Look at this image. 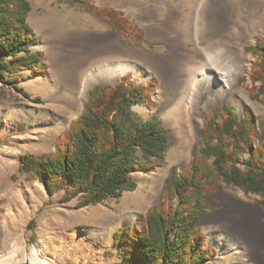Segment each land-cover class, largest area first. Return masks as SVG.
Wrapping results in <instances>:
<instances>
[{"label":"rangeland","instance_id":"374dc122","mask_svg":"<svg viewBox=\"0 0 264 264\" xmlns=\"http://www.w3.org/2000/svg\"><path fill=\"white\" fill-rule=\"evenodd\" d=\"M28 1L31 7L28 22L38 41L32 50L41 52L46 72L34 77H31L30 70L19 73V86L29 97L0 81V264H13L23 256L32 254V251L35 256L47 257L52 264H126L123 255L113 246V232L120 226L135 223L136 218L144 216L150 208H173L176 205L174 198L165 200L162 197L165 182L174 172H186L193 159L199 157L205 119L217 112L221 115L223 105L232 106L235 114L240 116L244 115V110H248L254 118H264V101L261 96H256L249 78L257 57L247 49L255 44L258 36L264 37V30H256L250 36L243 33L242 41L240 38L235 40L237 44L243 42L249 58L243 71L238 73L240 90L235 91L233 101H225L211 110L202 111L200 146L193 157L188 159L185 144L173 147L174 127L168 125L159 113L163 100L159 92L164 83L141 68H137L140 71L139 78L128 71L112 82L91 83L85 90V98L73 114L62 113L57 107L63 92L65 98L75 99L81 91L79 85L67 86L66 81L54 70L50 47L56 45L57 40H62L64 46H67L75 41L88 42L86 39L91 36L102 40L111 37L132 47L155 49L157 44L148 39L145 28L155 24L154 21L146 20L148 16L145 14H132V9L127 7L128 0H77L75 4L69 3L70 0ZM137 1L140 3V0ZM88 6H92L94 10H90ZM111 10L117 13V21L121 23L122 29L118 30L108 17L107 11ZM200 13L197 6L193 17V31L200 28ZM30 15H33L32 20ZM95 19L104 23V26L109 25L110 31L105 32L103 25L94 23ZM117 57V54L103 53L100 58L89 60L86 66L78 70L76 76L82 79L87 76L90 67L113 61ZM121 82L126 86L148 85L144 102L131 108L142 119H161L170 136L164 163L154 166L146 173L134 172L132 178L137 183L134 190L124 191L117 198L110 197L83 207H79L78 197L61 202L65 189L50 195L42 183L28 179L20 169V157L25 154L52 152L55 139L82 112L89 90L96 84L116 85ZM35 98H39L40 102L33 101ZM188 124L189 130L194 132L197 123L188 120ZM243 157L245 156L242 155L241 158ZM221 186L230 192L240 191L251 206H256L262 215L264 211L261 210L258 195L227 186L222 180L216 179L206 187L207 206L205 214L200 218V228L205 246L211 249L207 264H238L236 254L240 253V249H233L225 241L224 235L203 222L212 212L214 198L218 196ZM158 195L159 199H156ZM106 225L109 226L107 230ZM262 254L264 256V248Z\"/></svg>","mask_w":264,"mask_h":264},{"label":"trees","instance_id":"16d2710c","mask_svg":"<svg viewBox=\"0 0 264 264\" xmlns=\"http://www.w3.org/2000/svg\"><path fill=\"white\" fill-rule=\"evenodd\" d=\"M30 9L28 0H0V81L27 97L19 73L30 70L34 77L46 72L41 52L32 50L38 41L28 22ZM107 15L122 29L114 10ZM247 49L257 57L249 78L264 101V37ZM146 87L94 85L80 115L55 139L54 150L21 156V171L50 195L65 189L61 202L78 197L79 207L134 190L132 174L163 164L170 144L159 117L145 120L131 108L144 102ZM221 110L205 119L199 157L165 184L162 197L174 198L176 205L150 208L113 232V246L126 264H207L211 249L203 241L200 218L206 212V187L216 179L258 195L264 211V118L248 110L240 116L229 105Z\"/></svg>","mask_w":264,"mask_h":264},{"label":"bare ground","instance_id":"6f19581e","mask_svg":"<svg viewBox=\"0 0 264 264\" xmlns=\"http://www.w3.org/2000/svg\"><path fill=\"white\" fill-rule=\"evenodd\" d=\"M136 1L128 0L127 7L132 9V14H145L146 20L155 22L145 27L148 39L157 44L155 49L132 47L111 37L102 40L91 36L86 39L88 42L74 40L67 46L57 40V44L50 47L55 72L67 86H81L78 98L67 99L63 92L57 107L62 113L73 114L91 83L112 82L128 71L139 78L137 68H141L164 83L159 92L160 98L163 96L159 113L174 127L173 147L185 144L186 155L188 152V159H191L200 146L202 111L233 101L235 91L240 90L238 73L243 71L249 58L243 42L237 44L235 40H241L244 34L250 36L256 30H264V0ZM197 6L201 10L200 28L193 31ZM94 23L104 24L97 19ZM102 29L110 31V26L103 25ZM103 53L118 57L90 67L82 79L76 76L89 60H96ZM188 120L197 123L194 132L189 130ZM213 206L203 222L224 235L233 249H240L236 254L238 264H264V215L257 207L251 206L240 191L230 192L222 186ZM108 227L106 225L105 230ZM21 260L30 264H52L45 256H35L33 251Z\"/></svg>","mask_w":264,"mask_h":264},{"label":"water","instance_id":"95a60500","mask_svg":"<svg viewBox=\"0 0 264 264\" xmlns=\"http://www.w3.org/2000/svg\"><path fill=\"white\" fill-rule=\"evenodd\" d=\"M170 178V177H169ZM168 181V180H167ZM166 181V182H167ZM165 182V183H166ZM164 188V187H163ZM264 213V212H263ZM13 264H30L28 261H26V260H20V261H17V262H15V263H13Z\"/></svg>","mask_w":264,"mask_h":264}]
</instances>
